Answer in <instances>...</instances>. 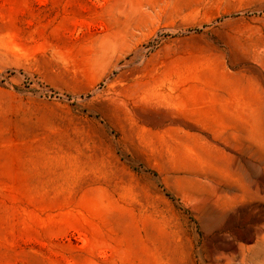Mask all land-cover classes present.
<instances>
[{"label": "rangeland", "instance_id": "rangeland-1", "mask_svg": "<svg viewBox=\"0 0 264 264\" xmlns=\"http://www.w3.org/2000/svg\"><path fill=\"white\" fill-rule=\"evenodd\" d=\"M0 264H264V0H0Z\"/></svg>", "mask_w": 264, "mask_h": 264}]
</instances>
